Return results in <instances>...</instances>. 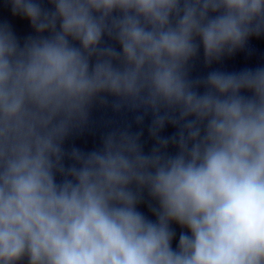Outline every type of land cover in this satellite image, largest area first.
<instances>
[{"label": "clouds", "instance_id": "9594fccd", "mask_svg": "<svg viewBox=\"0 0 264 264\" xmlns=\"http://www.w3.org/2000/svg\"><path fill=\"white\" fill-rule=\"evenodd\" d=\"M261 38L264 0H0V264H264Z\"/></svg>", "mask_w": 264, "mask_h": 264}]
</instances>
